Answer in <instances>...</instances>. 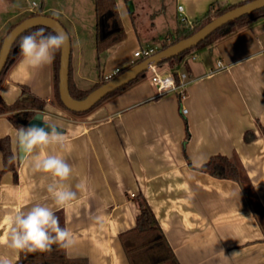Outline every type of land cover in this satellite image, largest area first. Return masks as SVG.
Masks as SVG:
<instances>
[{"label": "crops", "instance_id": "0c3cea01", "mask_svg": "<svg viewBox=\"0 0 264 264\" xmlns=\"http://www.w3.org/2000/svg\"><path fill=\"white\" fill-rule=\"evenodd\" d=\"M244 1L172 0V11L166 8L170 18L161 27L153 21L139 35L134 19L131 24L121 15L126 36L100 55L99 78L131 65L140 47L160 48L183 17L194 23L214 2L225 7ZM31 9L8 12L0 33ZM77 43L78 57L73 62L71 53V66L73 82L80 87V80L97 79L83 72V46ZM194 53L175 67H157L161 75L187 72L184 99L177 91L158 95L151 69V75L77 117L55 102L54 63L33 70L21 66L20 57L8 71L1 96L12 103L27 86L47 100L45 117L65 129L62 154L73 168L68 183L84 186L76 201L60 209L76 241L66 250L69 258L131 264L120 234L136 225L138 198L144 197L180 264L264 263V231L242 185L200 169L214 155L237 152L264 204V17ZM16 129L7 114H0V138L9 136L13 151ZM248 130L256 135L251 141L245 139ZM16 162L17 181L13 171L2 172L4 159L0 163V256L13 264L20 252L7 247L10 220L35 203H51L46 188L52 181L48 174L34 173L28 161Z\"/></svg>", "mask_w": 264, "mask_h": 264}, {"label": "trees", "instance_id": "16d2710c", "mask_svg": "<svg viewBox=\"0 0 264 264\" xmlns=\"http://www.w3.org/2000/svg\"><path fill=\"white\" fill-rule=\"evenodd\" d=\"M129 1V0H125ZM248 1V0H247ZM246 2V1H244ZM244 2L233 4L225 7H221L218 3L214 2L210 5L208 11L198 20L194 21L193 25H189L187 22L182 21V25L176 29L174 32H170L165 36V41L160 49L165 48L173 43H176L180 39L188 37L203 27L206 23L211 21L213 18L219 16L224 13L226 10L233 8L237 5H240ZM95 10H96V49L98 53V58L100 55L109 49L111 46L120 42L125 38L126 32L124 30L122 17L120 14V10L118 7L117 0H94ZM43 6L36 11L31 12L29 16L41 15L43 13ZM47 15V14H46ZM25 17V18H26ZM264 17V7L255 10L250 14H246L236 20H233L222 27L215 30L211 33L206 39L201 41L198 45L187 49L180 53L179 55L173 56L166 60L172 64V67L179 62H181L186 56L189 54H195L196 50H199L205 46H208L215 41L223 38L227 35L232 34L244 27L249 26L260 18ZM22 21V20H21ZM19 23V22H18ZM12 24L5 34V36L18 24ZM44 29L46 34L56 33L53 29L47 26H35L23 32L15 41L11 53L9 55L8 61L0 74V87L4 83L8 71L11 67L20 59L19 55V43L20 38L24 35L31 34L32 32ZM1 41V46L3 40ZM1 48V47H0ZM159 49V50H160ZM60 57L61 52L56 54V58L54 60V83H55V100L62 107L68 109L60 97L59 92V68H60ZM144 59V58H143ZM139 59V61L143 60ZM138 60L121 69L118 74L122 73L130 66L139 62ZM178 78V73H174ZM70 77H69V88L70 93L75 98H84L89 92L93 89L101 86L106 83L110 79H105L100 76L97 83L94 87L89 90H83L79 88L72 79V66L70 63ZM146 77V72H142L138 75V77L126 85L114 90L113 92L106 95L101 101H99L94 107L84 112H76L71 111L74 114L82 115L108 98L117 95L132 86L133 84L139 82L143 78ZM47 104V100L43 99L33 93H31L30 89L27 86H23L21 95L12 103H8L0 94V114H7L10 121L12 122L15 128L26 127L28 122L35 116V114L44 110ZM187 128V136L188 125L186 123ZM260 128L263 130L264 127L260 125ZM256 137L254 131L248 130L245 132L246 141H251ZM0 149L3 152L4 156V168L2 172L11 170L14 172L15 180H18L17 175V162L8 163V158L13 155L14 151L12 149V142L9 136L0 138ZM183 150L185 153V144L183 146ZM186 154V153H185ZM188 158V157H187ZM189 160V159H188ZM201 170L210 173L216 177L220 178H228L238 181L248 200L250 202L251 208L254 212V215L257 217L262 230L264 231V204L260 201L258 194L255 190V187L248 175V172L237 152H234L231 156L217 154L212 156L202 167ZM140 212L137 215L136 225L126 231H123L120 234V238L124 249L127 253V257L131 264H180L178 259L154 213L151 206L148 204L144 197L138 198ZM57 216L60 218V224L62 227H65V215L64 212L59 210L56 211ZM14 264H89V260L86 257L79 258H69L66 255V249H62L53 245V249L51 252H35V253H27L20 252L19 259ZM264 264V263H262Z\"/></svg>", "mask_w": 264, "mask_h": 264}, {"label": "clouds", "instance_id": "9594fccd", "mask_svg": "<svg viewBox=\"0 0 264 264\" xmlns=\"http://www.w3.org/2000/svg\"><path fill=\"white\" fill-rule=\"evenodd\" d=\"M68 47L66 33L46 34L44 29L36 30L20 38L21 66L43 69L54 62L57 53ZM35 119L42 120L43 126L32 125L15 130L14 153L8 158V163L25 160L34 173L50 175L52 181L46 190L51 203H35L11 218L7 247L17 253L51 252L53 245L66 250L72 248L75 238L66 227L61 226L56 211L76 201L78 192L84 187L83 184L73 187L68 183L73 176V168L62 154L65 136L61 128L42 113H36ZM3 159L0 155V163ZM0 264H13V260L0 256Z\"/></svg>", "mask_w": 264, "mask_h": 264}, {"label": "water", "instance_id": "95a60500", "mask_svg": "<svg viewBox=\"0 0 264 264\" xmlns=\"http://www.w3.org/2000/svg\"><path fill=\"white\" fill-rule=\"evenodd\" d=\"M264 7V0H248L240 5L226 10L224 13L213 18L206 23L203 27L197 30L192 35L180 39L176 43H173L165 48L158 50L153 55L146 57L145 59L130 66L122 73L116 75L106 83L93 89L84 98H75L70 93L69 77H70V63L72 53L71 37L66 27L57 18L41 14L24 18L20 21L4 38L2 46L0 48V74L2 73L12 47L17 38L26 30L35 26H47L53 29L56 33H66L69 37V47L61 52L60 68H59V92L60 97L65 106L72 111L84 112L94 107L99 101H101L106 95L114 90L126 85L132 80L136 79L142 72H146L154 66L164 63L169 58L179 55L183 51L190 49L198 45L201 41L206 39L211 33L223 25L236 20L246 14H250L257 9ZM45 115L44 110L38 111ZM37 112V113H38ZM36 115V114H35ZM52 123V122H51ZM55 124V123H54ZM32 125L43 126V121L35 119V116L28 122L26 127ZM57 125V124H56ZM60 131L64 132L65 129L60 125Z\"/></svg>", "mask_w": 264, "mask_h": 264}, {"label": "rangeland", "instance_id": "374dc122", "mask_svg": "<svg viewBox=\"0 0 264 264\" xmlns=\"http://www.w3.org/2000/svg\"><path fill=\"white\" fill-rule=\"evenodd\" d=\"M119 1L122 3L120 14L127 21H131V24V17L134 19L138 35L151 29L153 21L157 23L156 25L158 27H161L162 25L160 23L162 21L166 22L167 18H170L167 11L171 9V7L168 8V5H170L172 0ZM126 3H128V6ZM62 5H64L65 14H62ZM42 6L44 7L43 13L57 18L64 26H66V29L68 28V32L72 37L73 62H76L78 57L77 41L79 40L81 47L83 46L82 70L83 72L86 70L88 74L98 81L101 73L100 68H103V66H100L103 65L104 60L101 62V56L100 59H98L96 49V10L94 0H0V24H2L3 20L7 16V13L10 11L12 12L19 8H32V11H27L25 14H21L16 17L12 23L15 24L23 20L25 16L29 15L31 12L39 10ZM166 8L169 10L166 11ZM170 11H172V9ZM54 13H58V15H54ZM11 25L6 26L2 33H0V47L1 41ZM124 30L126 31V28ZM76 31L78 33V37L75 35ZM165 63L166 62L159 64V66H173L168 62L167 64ZM151 73H153L151 69L146 71V74L148 75H151ZM97 81L93 83V81L88 79L80 80L81 84L79 88L89 91L94 87ZM55 102L69 116L77 117V114H74L59 105L57 100H55Z\"/></svg>", "mask_w": 264, "mask_h": 264}, {"label": "built area", "instance_id": "2783aa9c", "mask_svg": "<svg viewBox=\"0 0 264 264\" xmlns=\"http://www.w3.org/2000/svg\"><path fill=\"white\" fill-rule=\"evenodd\" d=\"M35 4V3H34ZM179 9H182V5L179 6ZM182 21L187 22L189 25H193L194 23L192 21H189L186 17L182 18ZM159 50V47L156 45H146L143 47H140L134 52V59L132 60V64L135 63L139 59H145L146 57H149L150 55H153ZM218 65L220 67H224L222 65V62L219 61ZM157 67L154 66L151 69L154 71L153 76L151 77L152 81L157 84L158 88V95H163L164 93H167L168 91H177L179 94L180 99H184L187 96L186 86L188 83V74L187 72H180L178 74L177 79L176 75L174 73L161 75L157 72ZM119 69L115 71L113 74H110L106 77V79H112L119 73ZM183 113H187V108H182Z\"/></svg>", "mask_w": 264, "mask_h": 264}]
</instances>
